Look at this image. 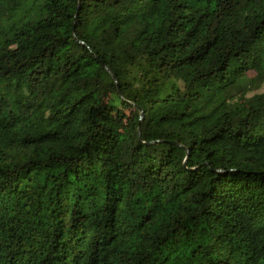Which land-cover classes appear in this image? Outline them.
I'll return each instance as SVG.
<instances>
[{
    "label": "trees",
    "instance_id": "1",
    "mask_svg": "<svg viewBox=\"0 0 264 264\" xmlns=\"http://www.w3.org/2000/svg\"><path fill=\"white\" fill-rule=\"evenodd\" d=\"M0 264H264V0H0Z\"/></svg>",
    "mask_w": 264,
    "mask_h": 264
},
{
    "label": "rangeland",
    "instance_id": "2",
    "mask_svg": "<svg viewBox=\"0 0 264 264\" xmlns=\"http://www.w3.org/2000/svg\"><path fill=\"white\" fill-rule=\"evenodd\" d=\"M251 76H253V74H251Z\"/></svg>",
    "mask_w": 264,
    "mask_h": 264
}]
</instances>
